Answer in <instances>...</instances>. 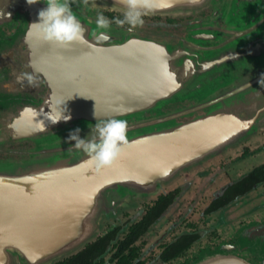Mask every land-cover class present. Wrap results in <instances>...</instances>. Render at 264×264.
<instances>
[{
  "label": "water",
  "instance_id": "1",
  "mask_svg": "<svg viewBox=\"0 0 264 264\" xmlns=\"http://www.w3.org/2000/svg\"><path fill=\"white\" fill-rule=\"evenodd\" d=\"M13 1L18 20L28 14L29 21L10 45L25 57L23 69H5L0 61V145L33 140L37 147L30 159L0 160V264H46L63 256L98 229L105 213L156 192L162 179L264 129V68L232 71L222 66V46L205 42L239 31L247 16L264 15L262 0H229L224 9L217 0H165L170 7L146 16L177 17L210 7L228 16L229 29L209 19L179 45L112 24L98 29L97 11L123 13L124 0H74L85 42L67 46L46 43L29 30L44 1ZM101 31L107 41L95 38ZM10 56L15 64L17 57ZM204 84L211 93L194 107L164 110L193 98ZM196 110L205 114L179 120ZM61 113L68 119L55 122ZM113 118L128 122V144L110 166L97 169L72 147L74 141L63 139L76 128L80 138L98 139L95 124ZM223 260L219 255L195 264Z\"/></svg>",
  "mask_w": 264,
  "mask_h": 264
},
{
  "label": "flooded vegetation",
  "instance_id": "2",
  "mask_svg": "<svg viewBox=\"0 0 264 264\" xmlns=\"http://www.w3.org/2000/svg\"><path fill=\"white\" fill-rule=\"evenodd\" d=\"M217 1L221 9L229 3ZM13 3L0 0V46L6 45L0 49L4 51L0 61L5 69L12 66L22 70L25 57L18 58V46L10 45L26 29L29 18L27 14L26 20H18V1ZM8 6L14 8L6 9ZM101 13L117 28L137 30L143 37L172 45L181 44L196 29L207 26L209 19L214 25L230 28L228 16L215 15L211 7L174 18L145 16L144 24L134 29L114 23L123 13L100 10L97 15ZM84 14L88 17L90 13L85 9ZM245 18L239 31L227 35L217 32L218 36L205 40L210 47L222 46L218 54L225 59L222 66L232 71L248 66L264 68V15ZM13 53L15 64L10 63ZM0 100H4L1 95ZM190 104L194 107L196 101L167 104L164 110ZM204 114L196 110L179 120ZM36 147L33 140H9L0 145V160L30 159ZM253 161L257 163L248 165L250 170L245 168ZM241 238L250 243L242 244ZM219 255L224 256V264H264V129L162 179L156 192L132 197L127 205L105 213L93 234L46 264H195Z\"/></svg>",
  "mask_w": 264,
  "mask_h": 264
},
{
  "label": "clouds",
  "instance_id": "3",
  "mask_svg": "<svg viewBox=\"0 0 264 264\" xmlns=\"http://www.w3.org/2000/svg\"><path fill=\"white\" fill-rule=\"evenodd\" d=\"M39 0H28L29 4H34ZM46 7L38 12L36 22L30 24V31L35 30L40 38L46 42L61 46H67L75 42H85L86 29L77 19L71 4L74 0H44ZM196 2V0H194ZM87 3V0H84ZM125 10L123 18H116L114 23L120 26L128 25L129 29H134L144 24V17L150 13H155L170 4L165 0H124ZM111 21L105 15L98 14L96 26L98 29L107 30ZM97 41H107L109 36L106 32H99ZM32 82V77H28ZM95 115V113H94ZM68 119L63 113L57 116L55 122L61 118ZM98 139L86 140L79 137L80 129L76 128L69 133L68 141H74V147L82 150L90 157L97 169L110 166L121 154L123 147L128 144L127 130L128 122L122 119H110L97 122L94 126Z\"/></svg>",
  "mask_w": 264,
  "mask_h": 264
},
{
  "label": "rangeland",
  "instance_id": "4",
  "mask_svg": "<svg viewBox=\"0 0 264 264\" xmlns=\"http://www.w3.org/2000/svg\"><path fill=\"white\" fill-rule=\"evenodd\" d=\"M103 10H106V9H103ZM100 11V10H99ZM97 13H98V11H97ZM166 17H170V16H166ZM171 18H174V17H171ZM242 19H244V18H242ZM240 20H241V18H240ZM204 86H205V89L204 90H201V91H199V92H197V91H195L194 92V96H193V98H187L186 100H181V101H179L178 103L179 104H182V103H186V102H188L189 100H191V99H193V100H195L196 101V103H197V101L200 99V98H203V97H206V96H208V94L209 93H211V91L207 88V85L206 84H204ZM1 102H2V100H0V104H1ZM174 104H177V103H174ZM186 105V104H185ZM193 105L192 104H190V105H187V106H184V107H192ZM183 106H181L180 108H182ZM165 111H167V110H165ZM70 132H72V131H68V132H66L65 134H64V137H63V139L64 140H68V136H69V133ZM254 133V132H253ZM252 133V134H253ZM252 134H250V135H252ZM249 135V136H250ZM248 137V136H247ZM247 137H245V138H247ZM244 138V139H245ZM59 139V138H58ZM60 141H62V139H59ZM13 160V159H12ZM258 162H260V161H262V159L261 158H258ZM254 163V161L253 162H250V163H248L247 165H246V167L245 168H247V169H251L252 168V166L251 167H249L248 165H252ZM257 163V162H256ZM256 163H254L253 165H255ZM249 169V170H250ZM248 170V171H249ZM141 195H143V194H141ZM146 195V194H145ZM124 205H127V204H124ZM173 221H174V216H172V218H171ZM242 244H244V245H246L247 243H250V242H248V241H246L245 239H243V238H241L240 240H239Z\"/></svg>",
  "mask_w": 264,
  "mask_h": 264
},
{
  "label": "bare ground",
  "instance_id": "5",
  "mask_svg": "<svg viewBox=\"0 0 264 264\" xmlns=\"http://www.w3.org/2000/svg\"><path fill=\"white\" fill-rule=\"evenodd\" d=\"M263 47V46H262Z\"/></svg>",
  "mask_w": 264,
  "mask_h": 264
}]
</instances>
